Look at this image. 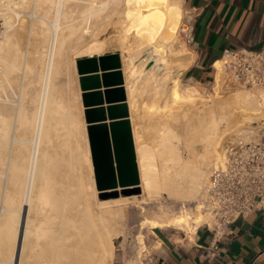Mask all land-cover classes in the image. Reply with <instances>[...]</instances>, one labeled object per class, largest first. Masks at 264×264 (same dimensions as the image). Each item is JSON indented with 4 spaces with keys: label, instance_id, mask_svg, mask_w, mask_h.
<instances>
[{
    "label": "bare ground",
    "instance_id": "bare-ground-1",
    "mask_svg": "<svg viewBox=\"0 0 264 264\" xmlns=\"http://www.w3.org/2000/svg\"><path fill=\"white\" fill-rule=\"evenodd\" d=\"M181 6L177 0H0V12L6 23V29L0 33V64L2 66L0 92L6 89V83H10V76L18 68L23 66L29 72H34L37 68L36 65L22 61L20 32L14 22L21 16L16 14V11L20 12L22 7L32 9L34 20L29 27L40 39L41 48L37 52L38 59L44 61L35 79L21 83L18 100L16 104L14 103L16 107L13 106L14 112L8 115V112L0 110V153L1 150L5 152L9 150V153H13L12 146L17 142L27 145L28 151L25 153L24 148H20V152L25 154L24 157L17 153L18 149L16 153L21 158L13 159L11 153L9 159L7 157L5 161L6 165L11 167L13 185L25 182L23 197L19 195L20 207L16 206L17 198L11 197L10 193L13 190L10 188L8 200H11L13 204L16 203L14 204L16 207L9 206L8 204L12 203L9 201L7 204L5 201L3 204L9 208H3L1 204L3 201L1 202L0 199L2 210L19 214L17 219V214L6 220V216L2 217L3 221L8 220L7 230L5 223L0 225L1 228L3 226L0 232H7L8 227H13L14 241L10 251L12 255L9 258L10 261L7 260L10 264H14L18 259V264H25L27 261L23 259L27 258L26 255L30 258L40 256V264H106L109 261L112 263L115 257L112 236L122 231L118 222L126 217L127 207L145 204L147 200H154L165 194L180 200H196L208 182L210 167H218V164L225 165L226 155L219 153L222 130L228 129L235 120L234 116L237 112L245 118L264 116V89L254 90L255 92L237 89L227 98H222L223 96H217L219 92H216L221 90L222 77L219 72L215 81V96L204 99L197 90L183 86L179 74L176 75L170 71L169 58L163 53L167 48L171 50L176 47L177 35L183 23ZM27 10L24 8L22 11L27 12ZM102 26H117L120 30L121 47L128 52V57L126 56L128 66L124 72L125 81L128 82L127 77L146 74L145 78L143 77L144 81L157 82L156 88L153 86L154 88L148 89L151 91L154 89L157 95L160 94L159 98L164 97L165 104L158 106L162 110L157 107L159 112H162L160 115L162 114L163 118L168 115L170 123L173 122L172 117L174 120L180 117L177 121L182 118L180 123L183 127L181 126L180 131L167 123L168 121L165 122L162 117L161 121V118L159 120L156 118L160 126L157 128V134H155L156 130L154 131V142L151 138L152 143L145 142L142 138L143 133L141 134L138 130L141 122L136 125L134 120L139 112L136 99L138 93L136 94L135 91L141 88V85L139 87V84L137 86L132 81L131 83L138 87L135 88L125 82L141 179L139 187L144 193L142 199L137 196L98 198L100 192L94 178L86 119L82 114L85 112L81 98L82 91L79 87L77 99L80 107L79 103L78 106H74L81 109L79 112L82 117L78 115L81 119L74 117L73 103H71L72 106L68 105L66 103L68 99L64 100V96L57 93L55 82L63 73V66L66 64L69 53L75 54V63L82 57L104 54L102 52L104 42L97 39V32ZM76 77L79 79L77 70ZM151 83L148 85L146 83L144 87L147 89ZM34 86L39 88L31 92ZM145 91V94L151 93ZM152 99L154 98L151 97ZM78 101L75 100L74 105ZM145 101L148 102L147 99ZM29 104H33L34 108L30 110ZM154 106L155 104H152L149 108L152 110ZM146 108L148 112L149 108ZM163 111L167 112V115L163 114ZM152 113L149 116L155 117ZM144 117L142 118L144 121L148 119ZM152 121L149 123H153ZM139 126L143 127V125ZM22 128L25 130L23 131ZM152 128L154 129L153 126ZM262 128L259 131H263ZM20 129L24 136L19 133ZM148 135L150 136L151 133ZM54 136L59 142L57 146L54 145ZM75 138L80 139L79 142L82 143L75 142V145L73 141ZM183 150L187 152V157L183 156L182 153H185ZM3 161L1 159L0 164ZM82 166H87L88 169ZM81 168L88 170V175L82 174ZM7 175L9 176L8 170L0 176ZM0 187H2L1 184ZM134 187L136 185L130 186V188ZM15 193L16 189L13 194ZM5 195L7 192L2 196L5 197ZM10 212H7L9 216ZM33 212L40 213L42 217L38 218L36 215L37 218H32ZM206 220L207 216L197 202L191 211L163 213L158 216L148 214L141 220L140 227L141 229L146 226L152 229L175 228L193 233ZM20 230L22 240L17 254ZM6 234L4 233L3 236L7 238ZM34 239H36L35 244ZM2 241H5L4 237ZM29 242L35 246L33 244V247L30 246ZM4 245L7 246L8 242L3 243L2 246ZM49 245L54 247L47 248ZM27 248L31 251L35 248L36 254L33 251L25 254L24 252L29 251H26ZM0 256H2L1 253Z\"/></svg>",
    "mask_w": 264,
    "mask_h": 264
},
{
    "label": "rangeland",
    "instance_id": "rangeland-1",
    "mask_svg": "<svg viewBox=\"0 0 264 264\" xmlns=\"http://www.w3.org/2000/svg\"><path fill=\"white\" fill-rule=\"evenodd\" d=\"M177 1L180 3V6L182 5L181 7H182V12H183V19H182L183 23L181 24V27L179 29V33L177 35L176 47L174 49H171V50L169 48H167L165 50V52L163 53V55H166L167 58H169V61H170L169 62V69H170V71L174 72V74H176V75H178V74L180 75V78H181L183 86H185L186 88H189V89L197 90L198 92H200L204 96V99H208V98H211V97L213 98L215 96V92H214L215 91V83L213 82V79L209 78V77L201 78V76L198 75L200 70H199V67H198L199 63H198L197 49L195 48L194 41L192 39V31H191V26H192V23H193V14L190 11V9H189V7L187 5V2L185 0H181V1L177 0ZM22 8L20 9V12H22L23 15H24V13L26 11H22V10H24V8H25V10L28 9L30 11V13H28L29 11L27 10L25 15L27 14L26 16H28V18L33 17L32 9L30 10L29 8H26V7H22ZM20 12L18 10V11H16V14L21 15L22 18H21V16L18 15L20 20H19V18L18 19L16 18L15 20L16 21L18 20V23L16 24V21H14V22H15V27L18 26L17 30L20 32L19 33L20 34L19 35L20 39L19 38L18 39L20 41L19 44H20V47H21L22 52H23L22 61H25V62L27 61V62H29V63H31L33 65H36L37 68H36V70L34 72L26 71L23 66L18 68L10 76V83L9 82L6 83V89H4V90H2L0 92V101H1L0 102V110L8 112V115H10V114H12L14 112V109L16 107V105H14V103L16 104V102L18 100L21 83H26L27 80L35 79L37 77L39 71H41V69L43 67V62H44V61H40V59H38V53L37 52L41 48L40 39H39L38 35L35 32L31 31V28L29 27V26H31L32 20H34V17L32 19L31 18L28 19L25 15L23 16L22 14H20ZM29 28H30V30H29ZM5 29H6V23H5V20H4V16H3L2 12H0V33L3 32ZM119 36H120V30L118 29L117 26H110V27L102 26L97 32V39L99 41H103L104 42L103 43L102 52H104V54L112 53V52H118L120 54V56H121L122 69L124 68L123 71L125 72L126 71V67L128 66L127 65L128 64L127 63V61H128V58H127L128 57V52L121 47L122 44L120 42ZM123 53H124V55H122ZM77 60H76V63H75L74 62L75 61V54L73 52L69 53V56H68V58L66 60V64L63 66V73L60 75V77L55 82L56 88L58 90L57 93L61 94L62 97L64 96L63 97L64 100L68 99V101L66 100L67 101L66 103H68V105L72 106L71 103H73V107L74 106H78V105L80 107V103H79V101L77 99L78 88L80 87V81L76 77V70H77V73H78ZM216 65H219V63L217 62ZM1 67L2 66L0 64V68ZM1 73H0V76L2 75ZM172 75H173V73H172ZM124 76H125V74H124ZM145 76H146V74L145 75L142 74L140 76L138 75V77L137 76L136 77H132V78L130 77L131 79L127 77V81L128 82H126V81L125 82L128 83V85L135 86V88H138L137 87L138 84H139V87L141 85V88H138V90L136 89L137 91H135L136 94L138 93V95H136V99L138 101L137 102L138 103V111L140 112V113L138 112V116L137 117H142V116L144 117V115H146V117H144V118L148 117L149 120L146 119L144 121V119H142L143 117L142 118H138V119L136 117V118H134V120L136 122V125H138L139 122H141L139 125H143V127L138 125V130L141 132V134L143 133L142 134L143 140L145 142L152 143V141L154 140L153 138H155V134L158 133L157 132V128L160 126V124L158 125V122H157L156 118H158V120H159V118H161L163 116L162 114L160 115V113H162V112H159L160 110H158V109L162 110V108H160L161 107L160 105H164L165 104L164 103L165 100L163 99L164 98L163 96H162V98H161V96L159 98L160 94L157 95L155 93L154 89H152V91H151V89H148V88H151V87L152 88H154V87L156 88L155 85H157V82L152 80L153 82L151 83L149 79H148L149 82H147L146 79H145L146 81H144ZM182 77H183V80H182ZM129 79L131 81H129ZM18 82L20 83V85H17V84H19ZM131 82L136 84L137 86L132 84ZM144 82H146L147 85H148V83H151V85L149 84L150 87L147 86V89H146V87H144V86H146V83H144ZM152 84H154V85H152ZM14 85H15V87H14ZM16 87L18 88L17 91H16ZM220 87H221V90L220 89H219L220 91L216 90V92H219V94L218 95L216 94V95L217 96H223L222 98H227L228 95L232 91H235L237 89H245V90H249V91H254V90L257 91V89H250V88H247V87L224 85L223 82L220 84ZM11 88H12L13 91L14 90L15 91L13 92L11 90ZM37 88H39V86L32 87L31 88V92L34 91ZM80 89H81V87H80ZM260 89H262V88H260ZM145 90H147L148 92H151V93L153 92V94L151 95V93H147V91H145ZM142 91H143V93H142ZM144 91L147 94H145ZM11 93H13V94H11ZM141 94H143V96H141ZM148 94H150L151 97L154 98V99L151 100V97H149L150 95L148 96ZM155 95H156V98H155ZM10 96L11 97L14 96V98H10ZM146 96L148 98H146ZM157 96H158L159 99L157 98ZM81 98H82V92H81ZM146 99H147L148 102L145 101ZM155 99H158V100H155ZM75 100L78 101V102H76V104L74 105ZM144 101H145V103H144ZM155 101H157L158 103L155 102ZM161 102H163V104ZM140 103H142V104L140 105ZM146 103L149 104V106L152 105V104H155V106L157 105L156 108L154 106V109L158 113L154 109L151 110V108H149V106H147ZM4 104H5V106H4ZM13 106H15V107L13 108ZM158 106H160V107H158ZM73 107H71V108H73ZM146 107L149 108L148 112L150 110L149 114L147 112V108ZM157 107H158V109H157ZM33 108H34L33 104H29V109L31 110ZM74 108L75 109H72L74 111V117L77 116L76 117L77 119L78 118L81 119L82 115H80V112H79L81 109H78L77 107H74ZM143 109H146V110H143ZM84 110H85V108H84ZM152 112H154V113H152ZM84 113L85 112H83L82 114L85 117ZM151 113L154 114L155 117H153V115L149 116ZM164 113L167 115V112L163 111V114ZM140 114H142V116ZM78 115L81 116V117H79ZM130 115H131V113H130ZM159 115H160V117H158ZM166 115H164V116H166ZM235 115H236V116H234L235 120H233V122H232L233 124L231 123V125L228 127L227 130H222V134H221V138L222 139H221L220 144H219V148H220L219 153H222V155L223 154L227 155L229 152H231L232 150L236 149L237 147H239L241 145H244V144H247V143H251V142L257 141V140L261 139L264 136V116H262V117L258 116V117L245 118L239 112H237ZM152 117H153V119H152ZM167 117H168V115H167ZM167 117H164V118L162 117V118L165 119L164 120L165 122L168 121L167 123L173 125L176 129L178 128L177 129L178 131H180V129L182 130L183 126H182V123H180L182 121V118L180 119V121H177V120H179L180 117L177 118L176 120H174L173 117L172 118L170 117L171 121L173 120V122L170 123V121H169L170 119H168ZM162 118L160 119V121L163 120ZM139 119H142V120L139 121ZM150 119H152L153 121L150 120ZM149 121H152L153 123H151V122L149 123ZM77 122H78V120H77ZM154 122H156V123H154ZM177 123H179L181 125H179ZM86 126H87V122H86ZM152 126L154 127V129L152 128ZM261 127H263L262 128L263 131H259L261 129ZM142 128H145V129L142 130ZM22 130L24 131L25 129L22 128ZM20 131H21V129L19 130V133H21L22 136H24L23 133L20 132ZM149 131L151 133L150 136L148 135V134H150ZM154 131H155V134H154ZM257 132H258V134H257ZM24 133L26 134V132H24ZM144 133L147 134V135L145 136ZM54 138H55L54 139V145L57 146L59 144V142L56 139L57 137L54 136ZM150 138L152 139V141H151ZM76 139H78V138H75L73 140L74 144H75V142H76V144L82 143V142H79L80 139H78V140H76ZM87 139L89 141L88 129H87ZM81 141H83V140H81ZM89 145H90V141H89ZM15 146H17V147H15ZM15 148H16V150H15ZM20 148H22V149L24 148L23 151L25 153L28 152L27 151V145H23V144L17 142L15 144H13V146H12V151L14 150L13 153L12 152L9 153V150L6 151V152H8V154L5 151H2V150H1V153H0V158L2 160H4L3 163L0 164V175H1V173H4V171H6V170L9 171V176L8 175L6 177L5 176L4 177L0 176V184L2 185V187H0V199H1V202L3 201L2 203L1 202L0 203L4 207L2 205H0V206L3 207V208H9L8 206H5V204H3L5 201H6L5 203H7V204L9 203V201H10V203H12L11 200H8L10 198V195H8L10 193V191H11L10 189H12L14 192H15V189H16V193L15 194H13L14 193L13 191H11L10 194L12 195L11 196L12 198L13 197L17 198L16 201H15V202H17V204L14 203V204H16L17 207H20V200H21V197H23L25 182L24 183L22 182L23 184L20 183L19 185H17V184L13 185L14 182H12V179H11V177H12L11 167H8L6 165V163H5L6 158L8 157V159H9V156L11 155V153L13 155V156L11 155V158H13V159L14 158L24 157L25 154H24V152H20L21 151ZM17 150H18V152H17ZM16 152L19 153L22 156L19 157L20 155H18ZM183 152H185V153H182V154H184L183 156L187 157V152L185 150H183ZM91 159H92V155H91ZM92 164H93V160H92ZM82 168L88 169L87 166H82ZM82 168H81L82 174L88 175L87 174L88 170L85 171ZM213 169H214V166H211L210 169H209L210 173L213 171ZM93 171H94V165H93ZM210 173H209V175H210ZM94 178H95V174H94ZM3 183H4V185H3ZM6 184L8 185V187H7ZM13 186H14V189H13ZM96 187H97V185H96ZM3 189H5V190H3ZM18 190H20V192H17ZM8 191H9V193H8ZM1 192H3V193H1ZM6 192H7V195H5V197H6L5 198L2 195H4V193L6 194ZM20 194H21V197L19 199V195ZM199 195L196 198V200H188V199L187 200H182V199L180 200V198L170 197V196H167V194H165L163 196L156 197V199H154V200H147L145 204H136V205H131L130 207H127L126 211H125L126 214H127L126 217L123 220H121L120 222H118L121 225L122 231L119 232L117 235H113L112 236L114 244H115V247H114V249H115L114 260L112 261V263L109 261L106 264H144V263H146V255L148 253L149 246H150L149 242L151 241L152 231H154L155 229H152L149 226H146L144 229H141L140 222H141V220H143L144 216H146L148 214L150 216H152V215L153 216H158V215H161L163 213H168L169 214V213H174V212H179V211H191V210H193V208H195V206L197 204V201L199 200ZM1 196H2V198H1ZM127 196H137L139 199H142L143 196H144V193L142 192V189H141L140 193H138L137 191H133L130 195H127ZM121 197H124V196L118 195V197L108 196V197L101 198L100 194H98V198L99 199H113V198H121ZM14 204L12 203V204H8V205L9 206H14ZM16 206H14V208ZM140 206H144V207H140ZM1 207H0L1 215H4V214H6V215H4V216L0 215V218H1L0 225L5 223L4 225H5V229H6V227L8 225V220L6 221L7 222V225H6V222L3 221L4 220L3 218L6 216V218H5V220H6L9 217H12V215L15 216L17 214L16 215V219H17L19 214L16 213V212H13V214H12L11 213L12 211L10 212L8 209H7L8 211H5V209L2 210ZM1 210H2V212H1ZM3 211L6 212V213H4ZM7 212H10L11 215L9 216V213H7ZM36 215H37L38 218L42 217L40 213L33 212L32 213V218H37V217H35ZM0 229L3 230V226H2V228L0 227ZM12 229H13V227L11 226L10 228L8 227V231L7 232L6 231L0 232V242H1L0 243L1 244L0 245L1 246L0 253L2 255V256H0L1 260H2V262L0 260V264H10L8 261H10L9 258H11V255H12L11 254L12 252H10V251H12V249H11V248H13V242L12 241H14L13 238H12V236H14V234L12 235V232L14 233V231ZM164 230L166 232L176 234L177 236H181V234H185V233H187V234L188 233L189 234L192 233V231L184 232L182 230L175 229V228H165ZM4 233L5 234L7 233L6 234L7 238L5 236H3ZM138 234H140V236ZM143 236H144V238H143ZM3 237H4L5 241H2ZM32 239L33 238H31V241L33 242ZM35 240L36 239H34V244H35ZM2 242L6 243V244L8 242V245L7 246L4 245L5 247L2 246L3 245ZM141 242L142 243L145 242V243L142 244ZM146 243H147V245H146ZM32 244L33 243H30V246ZM33 245H32V247H33ZM48 247L52 249L54 246L51 247L49 245V246H47V248ZM140 247H142V248H140ZM2 248H3V251L1 250ZM35 248H32V251L35 252L34 254H36V251H34ZM27 250H29V248H27L26 251ZM142 250H146V252H143ZM30 251H31V249L28 252H24V253L25 254L26 253L30 254ZM137 253H138V255H140V257H138ZM26 256H27V258L24 257V259H23V260L27 261V262H25V264H33V263L34 264H37V263L40 264L41 263L40 256H38V258L36 256H34V257H32L33 259L30 258L29 255H26ZM35 257L37 259H35ZM4 258H6V259H4ZM29 259H31V260H29ZM5 260L6 261L8 260L7 261L8 263L5 262ZM35 261H36V263H35Z\"/></svg>",
    "mask_w": 264,
    "mask_h": 264
},
{
    "label": "crops",
    "instance_id": "crops-1",
    "mask_svg": "<svg viewBox=\"0 0 264 264\" xmlns=\"http://www.w3.org/2000/svg\"><path fill=\"white\" fill-rule=\"evenodd\" d=\"M185 1L201 78L213 77L227 47H264V0ZM149 243L146 264H264V212L239 218L222 239L206 227L181 236L155 229Z\"/></svg>",
    "mask_w": 264,
    "mask_h": 264
},
{
    "label": "water",
    "instance_id": "water-1",
    "mask_svg": "<svg viewBox=\"0 0 264 264\" xmlns=\"http://www.w3.org/2000/svg\"><path fill=\"white\" fill-rule=\"evenodd\" d=\"M77 69L100 197L140 193V172L120 54L82 57L77 60ZM101 88L105 89L90 91ZM132 185L136 187L130 188ZM21 235L20 230L17 254ZM18 263L19 259L14 264Z\"/></svg>",
    "mask_w": 264,
    "mask_h": 264
},
{
    "label": "built area",
    "instance_id": "built-area-1",
    "mask_svg": "<svg viewBox=\"0 0 264 264\" xmlns=\"http://www.w3.org/2000/svg\"><path fill=\"white\" fill-rule=\"evenodd\" d=\"M213 71L214 83L220 72L224 85L264 89V47H227L213 63ZM197 202L207 216L199 227L218 239L239 218L264 212V136L229 152L225 165L218 164L210 173Z\"/></svg>",
    "mask_w": 264,
    "mask_h": 264
}]
</instances>
